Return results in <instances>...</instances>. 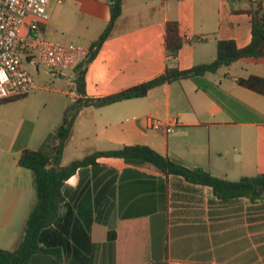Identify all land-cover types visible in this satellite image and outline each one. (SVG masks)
<instances>
[{"label": "crops", "instance_id": "crops-1", "mask_svg": "<svg viewBox=\"0 0 264 264\" xmlns=\"http://www.w3.org/2000/svg\"><path fill=\"white\" fill-rule=\"evenodd\" d=\"M53 1L64 5L68 0H49L50 18ZM89 1L85 16L92 31L86 43H78L87 47L109 19L107 1ZM252 7L249 0H123L111 34L86 64L84 94L77 91L74 77L59 73L71 86L60 91L69 97L61 105V116L77 99L119 92L161 74L167 65L186 70L210 62L218 40L246 46ZM50 20L42 26L48 40L47 35L56 34ZM167 21H176L184 38L176 57L166 54ZM248 75L264 77V56L163 83L143 97L84 106L60 163L67 165L95 151L147 145L174 163L229 181L264 174V95L236 81ZM149 117L173 120V131L149 128ZM31 124L28 137L19 138L21 125L7 141L0 134L2 249L18 245L36 199L31 171L18 164L20 153L37 149L58 126L43 131L33 145L36 122ZM96 161L102 170L77 172L64 185L66 200L72 202L73 195L78 203L82 199V213L96 217L90 226L96 249L35 256L28 264H264V199L221 198L209 186L163 174L152 165L114 157ZM109 231L115 233L112 241L107 239Z\"/></svg>", "mask_w": 264, "mask_h": 264}, {"label": "trees", "instance_id": "trees-1", "mask_svg": "<svg viewBox=\"0 0 264 264\" xmlns=\"http://www.w3.org/2000/svg\"><path fill=\"white\" fill-rule=\"evenodd\" d=\"M109 19L99 36L90 44V54L84 65L75 73L76 89L84 94V73L86 64L95 56L102 43L109 37L116 20L121 15L123 0H107ZM251 40L238 47L234 40L221 39L216 43L215 58L207 63L180 70L167 65L164 71L144 82L125 88L119 92L96 99H77L63 111L57 128L49 133L37 149L24 148L18 164L32 173L35 188V203L32 206L24 227L22 239L13 250L0 248V264H28L30 258L46 254L58 256L60 253H91L96 245L90 240V226L96 217L89 212L82 213V199L76 201L71 196L66 200L64 185L67 179L77 172H96L102 166L98 157L120 158L133 165H152L163 174L183 177L199 185L211 187L213 193L221 198L245 197L249 200L264 199V174L243 176L237 181H229L211 175L202 168L188 169L172 162L147 145H125L108 151H95L67 165H61L63 149L71 135L73 123L80 109L87 105L101 107L117 101L143 97L158 85L175 80L187 79L208 72H216L241 58H261L264 56V8L262 1L252 4ZM184 38L180 36L176 21H167L165 29V50L170 57H176ZM237 83L245 88L264 95V77L248 75L237 78ZM113 170H108L112 174ZM83 190H80L81 194ZM115 233L109 231L107 239L112 241Z\"/></svg>", "mask_w": 264, "mask_h": 264}, {"label": "built area", "instance_id": "built-area-1", "mask_svg": "<svg viewBox=\"0 0 264 264\" xmlns=\"http://www.w3.org/2000/svg\"><path fill=\"white\" fill-rule=\"evenodd\" d=\"M264 0H249L257 5ZM49 0H0V101L25 95L37 88L27 63L36 70L42 63L54 70H74L85 64L90 49L73 42H54L42 34L50 19ZM149 128L165 133L175 122L147 119Z\"/></svg>", "mask_w": 264, "mask_h": 264}, {"label": "rangeland", "instance_id": "rangeland-1", "mask_svg": "<svg viewBox=\"0 0 264 264\" xmlns=\"http://www.w3.org/2000/svg\"><path fill=\"white\" fill-rule=\"evenodd\" d=\"M156 4L162 8L159 1H156ZM88 5H90L89 0H68L64 5L56 4L53 1V14L50 22L52 21L51 25L56 34L50 33L47 38L54 42L86 43L85 37L92 31L85 16ZM26 65L37 88L25 95L0 101V134H3L2 137L5 141L13 134L15 128L21 125L19 138L23 135L28 137L31 134V120H34L36 130L31 142L36 145L39 141L37 138L43 131L53 125L60 124L61 105L69 99L60 91L68 90L71 86H68L67 77L61 76L59 73L75 78V72L73 70H54L42 63H38L37 70L33 63L28 62ZM232 73L236 74L234 70Z\"/></svg>", "mask_w": 264, "mask_h": 264}]
</instances>
